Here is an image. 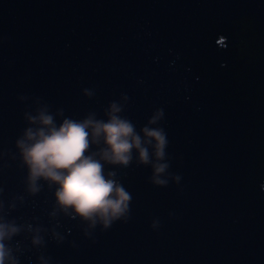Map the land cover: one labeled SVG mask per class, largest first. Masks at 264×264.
Listing matches in <instances>:
<instances>
[{
	"label": "water",
	"instance_id": "water-1",
	"mask_svg": "<svg viewBox=\"0 0 264 264\" xmlns=\"http://www.w3.org/2000/svg\"><path fill=\"white\" fill-rule=\"evenodd\" d=\"M122 95L137 131L163 110L181 180L106 166L132 196L128 219L85 236L49 215L54 189L25 191L15 142L37 100L105 118ZM0 203L46 229L42 246L13 238L19 264H264V0H0Z\"/></svg>",
	"mask_w": 264,
	"mask_h": 264
},
{
	"label": "clouds",
	"instance_id": "clouds-1",
	"mask_svg": "<svg viewBox=\"0 0 264 264\" xmlns=\"http://www.w3.org/2000/svg\"><path fill=\"white\" fill-rule=\"evenodd\" d=\"M83 94L91 98L94 92L86 88ZM128 99L122 95V102H109L104 109L105 118L89 112L82 119L66 117L63 109L53 113L50 105L37 100L34 114L25 112L28 126L15 142L27 170L25 191L35 196L45 185L54 189L55 203L49 215L78 219L87 225L85 236L97 225L107 230L115 221L128 219L132 196L117 171H106V166L127 169L135 161L137 166L151 168L149 181L159 187H166L170 180L177 184L181 180L180 175L169 171V141L160 126L163 110L157 109L137 131L136 125L123 115ZM158 225L159 221L153 220L151 227ZM22 231L31 233L33 247L44 244L40 234L46 229L42 226L17 224L0 215V264H19L14 253L20 249L11 242ZM52 235L60 239L54 229ZM38 259L40 264H47L43 256Z\"/></svg>",
	"mask_w": 264,
	"mask_h": 264
}]
</instances>
